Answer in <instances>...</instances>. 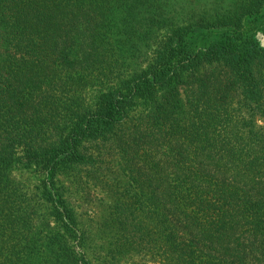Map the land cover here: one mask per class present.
Here are the masks:
<instances>
[{
  "label": "trees",
  "instance_id": "16d2710c",
  "mask_svg": "<svg viewBox=\"0 0 264 264\" xmlns=\"http://www.w3.org/2000/svg\"><path fill=\"white\" fill-rule=\"evenodd\" d=\"M0 57V264H88L63 177L116 262L264 264V0H0Z\"/></svg>",
  "mask_w": 264,
  "mask_h": 264
},
{
  "label": "rangeland",
  "instance_id": "374dc122",
  "mask_svg": "<svg viewBox=\"0 0 264 264\" xmlns=\"http://www.w3.org/2000/svg\"><path fill=\"white\" fill-rule=\"evenodd\" d=\"M180 14V8L177 6L173 15L179 17ZM12 50L13 49L9 47L8 54L4 55H10V51ZM2 57H0V60ZM143 66H145V64ZM13 177L16 182L24 185L26 189L25 192H28L29 195L36 196L39 194L40 177L33 170L26 171L23 168L15 169ZM69 181L71 180L67 177L62 178V183L66 184L67 189H69L71 193L69 197L71 203L82 215V221L85 222L84 224H89L93 227L92 238L90 240L91 243L88 245L89 249L87 248L86 250L89 253L87 256L88 264H131L132 261L137 260V257L131 254L120 257V262H116L113 259L115 252L114 254L110 253L111 250L114 251V248L109 246L110 242L106 238V234L99 231L102 223L106 226L104 222L109 214L110 199L105 195L104 191L93 187L87 188L84 191L81 189V186L79 188V185L75 184L74 181L73 183Z\"/></svg>",
  "mask_w": 264,
  "mask_h": 264
}]
</instances>
